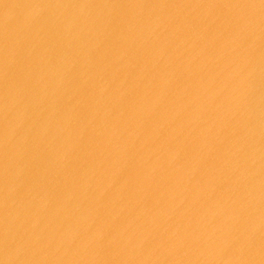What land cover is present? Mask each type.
Here are the masks:
<instances>
[{
  "label": "water",
  "instance_id": "95a60500",
  "mask_svg": "<svg viewBox=\"0 0 264 264\" xmlns=\"http://www.w3.org/2000/svg\"><path fill=\"white\" fill-rule=\"evenodd\" d=\"M0 264H264V0H0Z\"/></svg>",
  "mask_w": 264,
  "mask_h": 264
}]
</instances>
